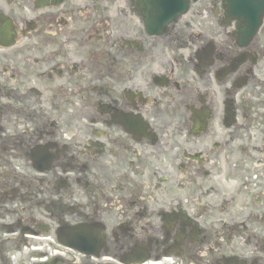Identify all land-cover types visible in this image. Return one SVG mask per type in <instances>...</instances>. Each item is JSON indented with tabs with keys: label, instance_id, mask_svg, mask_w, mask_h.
Listing matches in <instances>:
<instances>
[{
	"label": "flooded vegetation",
	"instance_id": "af4514ba",
	"mask_svg": "<svg viewBox=\"0 0 264 264\" xmlns=\"http://www.w3.org/2000/svg\"><path fill=\"white\" fill-rule=\"evenodd\" d=\"M155 19L0 0V264H264V9Z\"/></svg>",
	"mask_w": 264,
	"mask_h": 264
},
{
	"label": "water",
	"instance_id": "95a60500",
	"mask_svg": "<svg viewBox=\"0 0 264 264\" xmlns=\"http://www.w3.org/2000/svg\"><path fill=\"white\" fill-rule=\"evenodd\" d=\"M147 3V7H150L151 4H155V7L159 8L161 13V26L165 27L167 23L171 20H174L178 17V15L185 13L189 0H144ZM149 4V6H148ZM157 8V9H158ZM169 10H171V14H169ZM147 27H149L150 22L147 21Z\"/></svg>",
	"mask_w": 264,
	"mask_h": 264
}]
</instances>
